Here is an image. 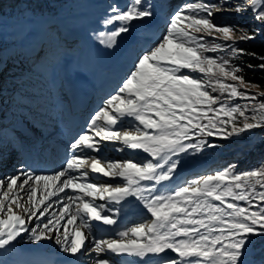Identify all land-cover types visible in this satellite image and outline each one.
I'll return each mask as SVG.
<instances>
[{"label": "snow or ice", "instance_id": "6c2138e0", "mask_svg": "<svg viewBox=\"0 0 264 264\" xmlns=\"http://www.w3.org/2000/svg\"><path fill=\"white\" fill-rule=\"evenodd\" d=\"M228 2L229 0H218L215 4L199 2L189 4L185 9L176 12L170 20L167 34L157 46L138 58L134 70L124 80L118 94L111 96L106 106L93 117L90 130L94 135L87 132L81 134L71 145L73 149L87 148L99 153L102 150L101 142L116 141L128 149L143 150L158 158L157 162H107L105 166V162L100 158L73 155L67 160L66 168L55 175L22 173L26 178L21 183H18L20 176L0 181V249L10 245L22 231H28L26 216L28 220L37 213L44 216L51 207L47 201L58 192L71 188L74 191L79 190L83 195L67 196L69 202L63 205L59 217L47 218V222L43 223L39 231L36 228L31 229L32 237L36 241L50 239L48 233L54 230L58 232L57 226L67 216V224L75 226L71 232L66 225L63 226V251L72 256L81 254L89 239L82 229H87L91 234V221L101 222V226L116 223L111 216L102 214L104 205H97L94 200L85 197L101 200L107 197L119 203L126 197L134 196L144 202V207L154 218L152 223H141L119 231V240L93 237V251L97 255L110 251L143 258L149 254L159 255L170 249L179 259L167 260L165 264H245L242 257L247 245L252 242L250 237L264 235V208L258 207V210L252 211L250 207H241L235 201L251 204L249 198L255 193L256 185L264 187V168L241 174H233L228 170L220 171L192 181L188 186L179 187L168 195L145 196L146 191H155V186L152 189L141 187L142 181H155L159 184L170 180L177 162L170 161L169 154L200 147L198 144L183 143L190 138V133L207 132V135L211 136L214 134L212 129L217 127L218 122H233L237 115L243 117L242 126L233 123L229 135H239L264 125V102L252 106L259 116L251 117L255 122H249L250 118L245 115V109L239 106L221 104L219 109L213 108L218 98L210 95L200 79L182 71L188 69L191 72L210 74V78L215 79L218 90L221 93L227 92L232 98L256 99L255 95L248 96L246 91H240L235 83L223 82L227 79L248 84L242 75H238L243 71L242 68L230 66L228 61H218L203 54L209 50L215 51L221 45L209 49L202 42V38L198 39L193 34L220 33L225 41H231L233 45L237 43L234 35L237 31L243 32L238 37L240 42L255 39L254 34L249 35L246 30L236 26H217L212 23L213 9H223ZM141 3L142 0H132L129 8L123 12L113 9L115 15L107 23L120 21L122 24L110 34V43L114 44L116 37L128 32V25L133 20L152 15L150 11L140 7ZM246 6L238 2L234 10L242 12ZM259 7H264V0H259ZM251 8L256 14L255 18L264 22V11L259 10L257 0H251ZM233 52L244 54L243 49L233 48ZM249 55L257 56L255 53ZM259 58L264 60V57ZM260 68L264 69V63ZM216 90L217 88H213V91ZM121 93L124 95H120ZM209 112H222L229 119L216 121L208 115ZM127 117L138 121L143 130L139 127L134 131L114 130L121 118ZM203 120H207L206 125L200 123ZM98 121H102V124L98 125ZM148 130H153L156 134H150ZM96 137H99V140ZM165 164L168 165L166 170ZM89 168L104 177L122 178L125 184L114 186L77 183L78 179L87 177L88 173L84 170ZM73 172H79L80 176L71 175ZM26 185L29 187L25 188ZM38 189L43 193L39 200L36 199ZM20 191L28 193L27 203L21 202L23 198L19 195ZM256 195L264 201V192ZM228 198L233 202H229ZM13 205L19 211L14 210ZM130 233L137 238L148 237L147 242L140 243L137 239L125 240ZM57 242L61 243V240L58 238ZM97 264H109V261L98 259Z\"/></svg>", "mask_w": 264, "mask_h": 264}, {"label": "rangeland", "instance_id": "374dc122", "mask_svg": "<svg viewBox=\"0 0 264 264\" xmlns=\"http://www.w3.org/2000/svg\"><path fill=\"white\" fill-rule=\"evenodd\" d=\"M122 1L124 0H116L115 3L117 6L112 8H108L106 4H102L103 6H101L100 10H98L96 7H86V11L82 12L81 16L79 17H77V14H72V16H63L62 19H59V31L63 36L64 42L62 45H60L59 40L55 39L56 36H53V39L56 40L53 43L56 44H52L54 45V48H52L50 53L46 54L45 56H40L39 46L41 42L39 40V33L35 28H31L20 39L23 55V57L20 58V62H25L23 66L26 68H22L19 62L18 64L9 66L8 73H10L9 76L12 78H8L7 81L4 82L5 86L2 90L6 92L8 94L7 96L10 98L12 95H14L19 96L21 99L19 100L18 104H12L11 106H9L7 102L3 103V101L0 100V158H3L4 153L7 152L6 147V149L4 148L5 150L2 149L5 144L14 146L17 144V142L23 143L20 138H18V131L13 130V125H21L25 127L26 122H28L30 125L34 126L32 127V130L36 133L35 138L39 142L46 138V136L50 137L49 135H52L49 138L50 143H48L49 146L52 145V153L54 151L55 153L59 151L58 147L54 149V146L57 145L59 141H62L64 144H66V147H62L63 156L61 158H56L59 162L56 164V167L53 169V171L49 173V175H55L59 171L66 168L67 160L73 155L83 158H100L105 162V166L107 162H157L158 158H154L145 152H143L139 158L137 157L138 159L134 158V156H128L127 154L129 152H133L132 149H128L123 144L116 141L101 142L102 150L99 153L87 148H84V150L81 151L82 149H73L71 147L79 135L86 132L90 135H94V133L90 130V125L96 113L106 106V102L111 96L118 94L119 88L122 87L124 80L128 77L130 72L134 70V65L138 62V58L148 50L157 46L162 37L167 34L172 16L176 12L181 11V9H185L187 5L193 4L192 2L188 4L183 3L180 5L179 9L175 8L170 12L171 14L169 13L168 15H164L160 5L147 7V5L141 3L140 7L150 11L152 13L151 16H154L156 21L150 26L146 27L142 26L138 20H133L128 25L129 31L121 33L118 37H116L115 43L113 44L110 43L109 36L113 31L118 30L122 22L113 21L111 23H107V21L113 15H115L113 9L123 12L126 11L132 3V0H126L123 5L119 4ZM238 2L247 5L244 11L236 12L234 10V7ZM257 2L259 6V0H257ZM232 13L252 17L254 12L251 8V0H229L223 9L214 8L212 23L215 24L214 20L217 17ZM236 27L238 29L245 30L243 27ZM250 27L251 30L247 31L249 35H264V22L259 20L255 21V19H253ZM40 33L42 36H45L43 32ZM102 33L104 35H101ZM193 34L197 36L198 39L218 38L224 40L222 34L216 32H213L212 35H207L204 33ZM242 34L243 32L237 31L234 35L238 40V37ZM51 43V39H46L47 46ZM21 59H23V61H21ZM26 70L29 71L27 74H25ZM75 72H81L83 77L92 83L93 90L91 89L92 92L89 94V98L86 103L88 109L83 114L78 115L83 117L82 125L77 127L78 129L74 131L71 137L66 138L65 136L71 132L70 130L72 127L68 129L69 122L67 120V116L65 115L67 103L65 101L64 94L67 85L66 81L73 79ZM21 75L24 76L23 79L19 78ZM200 76L201 75H198V77ZM1 77L2 76H0V78ZM200 80L204 83L206 90L210 93V95L217 97L218 100L222 97V102H220L218 106L212 107L217 108L221 104H230L232 106L239 104L241 108L245 109V115L250 118L249 122H255L251 120V117L259 116V113L254 111L252 106L258 104L259 102H263V100H260V98L264 95L257 94L264 93V85L253 87L249 84H240L239 81H231L227 79L223 80L225 84L235 83L239 90L246 91L248 96H256L255 100L236 97L232 103H229L230 99L233 98L230 97L227 92L221 93L218 90V86L216 85L214 78H210L209 76L207 78H203V80L200 78ZM21 85L26 86L23 88ZM213 88H217L216 91H218L220 95L224 96H220L219 94L217 96L213 95ZM120 95L124 94L121 93ZM245 106L247 107L245 108ZM109 111H111V108H109ZM221 114L223 113L216 112L208 115L214 120L220 121L218 120V117H220ZM18 117L19 120L22 119V122L17 121ZM70 117L72 118V115H70L69 118ZM242 122L243 117L236 116L235 121L230 122L231 128L233 127V123H235L237 126H242ZM97 124H102V121H98ZM202 124L206 125L207 120H203ZM61 127L63 129L62 133L65 131L67 134L58 135L56 133L61 132ZM137 127L143 130V126L140 125L138 121H135L132 117H127L121 118V122H118L114 130L134 131ZM253 130H256L257 132H264V125L246 131L251 133ZM148 131L150 134H156L153 130ZM212 132L214 134L211 136L207 135V132L203 134H200L199 132L196 134L190 133V138L184 140L183 143L185 145L198 144L200 147L198 149L188 148L186 151L178 152L177 154H169L170 161L177 162V166L172 172L170 180L162 181L159 184H157L155 181H148L147 184L141 185V187H147L149 189H152V187L155 186V191H149L148 196L168 195L174 193L179 187L188 186L192 181L200 180L204 176L214 175L215 173L212 172L204 173L203 169L206 168L205 166L208 162L201 159L203 157V153L200 152V149H218L223 146L225 140L232 139L234 140V143H237L241 138L235 137L237 136L235 134H233V136L229 135V133L232 132V129H227L223 126H217L212 130ZM96 139L99 140V137H96ZM201 141H203L202 144ZM23 152L25 153V151ZM159 162L164 163L163 161ZM0 164L3 165L2 169L0 170V181H6L10 177L20 176L18 183H21L23 179L26 178L24 175H22V173H29L28 169H18V163L15 161H12L9 164L8 162H0ZM167 166L168 165L165 164V170L167 169ZM84 171H87V177L78 179L76 181L77 183H94L97 185L114 186L124 185L125 183V181L123 179L121 180V178L119 179L110 177V180L93 179L89 176L87 169ZM70 174L77 177L80 176L79 172H73ZM31 184L32 182L30 185ZM28 187V185L25 186V188ZM19 195L23 198L21 201L22 203L28 202L27 192L20 191ZM42 195V191L38 189L36 199L39 200ZM69 195L82 196L83 194L79 192V190L74 191L71 188L65 189L64 192H58L56 196H53L50 200H48L47 203L50 204L51 207H49L48 212L45 213L44 216H40L39 213H37L36 216L31 217V220H28L26 216V227L28 231H22L20 236L16 238V240H20L17 247L10 244L5 248L0 249V264H15L17 260H19V257H21V252L31 253L33 252V249L37 247L43 251L42 253H44V258L47 256H51V258L57 256L68 257L70 253L63 251V226L66 225L68 231L71 232L75 224L68 225L67 216H65V218L60 221V225L57 226L59 228L58 232L54 230L52 233H48V235L51 237L50 239L36 241L32 237L31 229L36 228L37 231H39V229L43 227V223L47 222V218L55 219L56 217H59L63 205L69 202L67 200V196ZM85 199L94 200L97 205H104V214L111 216L113 219H115L119 213L117 208L106 205V203H104V201L101 199L94 197H85ZM228 200L229 202H233L231 201V198H228ZM235 203H238L241 207H249V203L245 201H235ZM13 208L16 211H19L18 209H15V205H13ZM74 210L75 205H73V211ZM250 210L254 211L253 207H250ZM153 219L154 218L151 216V213H149L145 207H143L140 214L133 217L132 219H129V221L125 223L120 231L135 227L141 223L145 225L151 224ZM76 223L78 224L79 221ZM82 231L85 232V229H82ZM201 231L203 232L204 229H201ZM24 232H26L25 237L22 235ZM118 233H111L110 231H107L105 233L95 235L94 238L104 240H119L121 237L118 235ZM58 238L61 240V243L57 242ZM124 239H137L140 243H146L148 237L142 236L137 238L132 236L130 233L129 236L125 237ZM177 239H180V237H177ZM44 243L48 246L46 245L41 248L40 246H42ZM94 247L95 246L92 244H89L85 250H82L83 254L81 259L83 260V264H96V258L100 257L102 253L97 255L94 252L95 254L93 253V258L87 255L94 249ZM248 255L249 251L248 248H246L242 257L245 264H258L253 263ZM112 258L117 257L112 255ZM93 259L95 261H93ZM171 259H179V257L176 253L169 249L168 252L157 256L149 264H165V261Z\"/></svg>", "mask_w": 264, "mask_h": 264}, {"label": "trees", "instance_id": "16d2710c", "mask_svg": "<svg viewBox=\"0 0 264 264\" xmlns=\"http://www.w3.org/2000/svg\"><path fill=\"white\" fill-rule=\"evenodd\" d=\"M115 2L116 0H0V76H2L0 78V100L3 103L7 102L11 106L12 104H18L21 99L19 96L14 95L11 98L8 97V94L2 89L5 86L4 82L8 78H12L9 76L10 73H8L9 66H13L19 62L22 68H26L23 66L25 62H20V58L23 57L20 39L31 28H35L38 31L41 42L39 46L40 56H45L54 48L56 43L53 42L56 41L55 39L59 40L60 43H58L60 45L64 42L63 36L59 31V19L67 15L72 16V14H77V17H79L82 12L86 11V7H96L100 10L101 6H103L102 4H106L108 8H112L117 6ZM125 2L126 0L119 4L123 5ZM190 2L193 4L199 2L215 4L218 3V0H142V4L147 5V7L160 5L164 15H168L175 8L179 9L181 4H188ZM258 8L260 11H264V7L258 6ZM255 15L254 13L251 17L236 13L224 14L217 17L214 23L217 26H240L245 28L246 31H250L253 19L258 21ZM40 32H43L45 36H42ZM53 36H56V38L53 39ZM46 39H51L52 42L48 46L46 45ZM202 42L209 49L215 47V45H221L215 51L209 50L204 52L205 56L217 59L218 61H228L230 66L242 68L243 71L238 73V75H242L244 80L249 82V85H264V69L260 68L264 60L259 58L264 57V35L255 36V39L243 42L237 40L235 45L231 41L218 38L202 39ZM233 48L243 49L244 54L234 53ZM250 53H255L257 56L249 55ZM249 65L252 67H249ZM182 71L194 78H202V80L210 76V74L191 72L188 69H183ZM28 72L26 70L25 74ZM198 75L201 76L198 77ZM19 78L23 79L24 76L21 75ZM25 86L21 85L23 88ZM212 94L217 96L219 93L218 91H213ZM234 99H230L229 103H232ZM260 100L264 102V96ZM220 102H222V97L213 106H218ZM226 106L240 107L239 104L234 106L228 104ZM219 107L216 109H219ZM212 113L209 112L208 114ZM228 119L223 114L218 117L220 121H228ZM202 122L200 121V123ZM217 126L232 129L230 122H218ZM235 137L241 138L240 141L234 143V140L229 139L225 140L223 146L218 149H200V152L203 153L201 159L208 162L205 166L206 168L203 169L204 173H217L228 170L233 174H241L264 168V132L253 130L250 133L249 131H245ZM259 192H264V187L256 185L255 193L249 198L250 202H253L249 204V207H253L254 211L258 210V207L264 208V201H261L259 196L256 195ZM250 239L252 242L247 245L248 256L253 263L264 264V235H253Z\"/></svg>", "mask_w": 264, "mask_h": 264}, {"label": "bare ground", "instance_id": "6f19581e", "mask_svg": "<svg viewBox=\"0 0 264 264\" xmlns=\"http://www.w3.org/2000/svg\"><path fill=\"white\" fill-rule=\"evenodd\" d=\"M257 5H258V2H257ZM74 74H75V76H73V79L66 81L67 85L65 88L66 89L65 97L67 100H69L72 109L75 110V111H73L74 114H73L72 118H69V116L67 117V120L69 122V124H68L69 128H71V126L74 123H76L75 127H77L78 125H82L81 123L83 120L81 122H79V120L76 121V119H78V115L81 113H84L88 109V107L83 108L80 111H76L77 109H75V108H76V105L78 104V102L79 103H81V102L83 103L85 101L87 102L88 96L92 92L91 91L92 83L90 81H87L83 77V74L81 72H75ZM68 114L71 115L72 113H70V111L67 110L66 115H68ZM17 121L22 122V119L19 120V118H18ZM15 127L17 128V130L16 129H14V130L18 131V138H20V140L23 143H25L23 151H25L27 158L20 159V157H21L20 149H21L23 143L17 142V144L14 146H9V145L5 144V146L2 147V149H4L6 147L7 149L6 148L5 149L7 152L4 153L3 158H0V162H3V163L8 162V164H9L12 161H15L16 163L19 164L18 169H26L27 168L29 171V174H34V175L47 174V175H49V173H51V171H53V169L56 167V164L59 162V161L52 162V163H49V165H47V163L43 164L44 160L46 159L45 157L42 156V154H44L43 148H44V146H46L47 143H50L49 138L52 135H49L50 137L46 136V138H44L42 141L39 142V141L35 140L34 138H32V137H35L36 135L31 134L30 131L25 129V127H23L21 125L15 126ZM35 129H37V128H35ZM24 130H26L25 134L20 132V131H24ZM63 133H65V131ZM70 133H73V131H71ZM65 134H67V133H65ZM70 135H68V137H70ZM28 137L31 139H28ZM35 142H37V143L35 144ZM7 146H9V147H7ZM62 146H63V144H61L59 142L57 145L54 146V149L57 147L62 148ZM2 149H1V151H2ZM60 151L61 150L56 152L57 156H59L58 154L61 153ZM132 151H133L132 153H128L127 155L128 156H134V158H136V159H138L139 156L143 153V150H141V149H136V150H132ZM50 156H52V155H50ZM38 161L42 164L40 167H38V165H39ZM2 166L3 165L0 164V170L2 169ZM88 170L90 172V168ZM100 179L110 180L111 178L102 176ZM121 180H122V178H121ZM147 182L148 181H142L141 185H145V184H147ZM29 183H31V181ZM120 186H122V185H120ZM148 194H149V191H146L144 193L145 196H148ZM138 202L143 203V201L138 200L137 198L134 200H132L131 198H126V200L123 203L120 202L116 205L119 208V213L117 214L116 218L114 219V220H116V223L114 225H110L111 226V228H110L111 233H118L122 229V227L125 225V223L127 221H129V219H132L133 217L138 216L140 214L142 209H140L139 207H136V203H138ZM102 213H104V212H102ZM90 223L93 226V230H92V233L89 234L87 232V229H85L86 235L89 236V239L86 241V245L88 246L89 244H92L93 246H95L93 237L95 235H99L100 233H103V232L101 231V229H99V225L95 221H91ZM23 236L25 237L26 235L24 234ZM19 241L14 240L11 242V245L17 247L19 245ZM46 245L47 244L44 243L40 247L42 248L43 246H46ZM168 250L169 249L165 250L164 253L168 252ZM42 252L38 247L34 248L33 252H31V253L21 252L20 253L21 257H19V260H17V262L16 263L14 262V263L15 264H60L61 262H63L65 264H83V260L81 259L83 253L77 254L76 256H72L71 254H69L68 257L57 256V257L51 258V256H49V257L47 256L44 258V253H42ZM93 253H94V251L92 250L87 255L90 256L91 258H93V255L95 254V253L94 254ZM164 253H160L159 255H162ZM112 255H115L117 258H112ZM159 255L149 254L143 258H140V257L128 255L127 253H114V252H110V251H105L100 255V257H97L96 259L97 260L98 259H106L109 261V263H112V264H132V262H135L138 264H147V263H151ZM97 260H96V264H97ZM93 261H95V260L93 259Z\"/></svg>", "mask_w": 264, "mask_h": 264}, {"label": "water", "instance_id": "95a60500", "mask_svg": "<svg viewBox=\"0 0 264 264\" xmlns=\"http://www.w3.org/2000/svg\"><path fill=\"white\" fill-rule=\"evenodd\" d=\"M156 21V18L154 16H150V17H145L142 19H138V22L142 25V26H150L151 24H153Z\"/></svg>", "mask_w": 264, "mask_h": 264}]
</instances>
